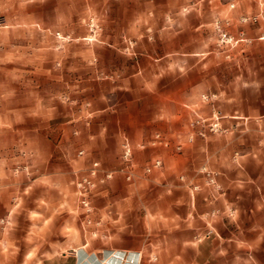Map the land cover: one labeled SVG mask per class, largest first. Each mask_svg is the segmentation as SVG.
Returning a JSON list of instances; mask_svg holds the SVG:
<instances>
[{
	"label": "rangeland",
	"instance_id": "obj_1",
	"mask_svg": "<svg viewBox=\"0 0 264 264\" xmlns=\"http://www.w3.org/2000/svg\"><path fill=\"white\" fill-rule=\"evenodd\" d=\"M237 2L204 0L184 18L185 0H0V57H25L0 64V161L7 172L22 171L27 153L43 160L18 183L0 181V220L17 187L53 185L24 197L9 234L15 264L35 246L33 227L43 243L30 264H139L130 250L151 264L170 239L192 256L208 242L216 257L236 238L249 255L247 215L233 221L225 202L264 209V20L257 0L220 15ZM61 201L71 212L46 223ZM105 248L129 253L100 258Z\"/></svg>",
	"mask_w": 264,
	"mask_h": 264
},
{
	"label": "clouds",
	"instance_id": "obj_2",
	"mask_svg": "<svg viewBox=\"0 0 264 264\" xmlns=\"http://www.w3.org/2000/svg\"><path fill=\"white\" fill-rule=\"evenodd\" d=\"M25 2L27 3H31L33 2V0H25ZM204 0H196L195 3L192 4H188L187 0H185V6L181 7L180 10L177 13L178 17H184L187 18V16L190 13H197L200 14L201 13V6L203 4ZM257 3L259 4V15L257 16V19L260 20H264V0H257ZM239 8H240V3L239 0L237 3L231 5L225 12L221 13L220 15L225 17V18H229L228 17V13L232 12L233 9H236V13L235 15H240L239 13ZM247 13H248V19H251V13H252V9L251 8H247L246 9ZM151 17V13L148 14L147 19L138 22L139 23H148V20H150ZM168 20V27H170L172 24L177 23V21H174L171 17V15L168 16L167 18ZM239 22V21H237ZM246 22V21H245ZM38 27V26H37ZM212 27H215V25H212ZM166 30V29H165ZM152 31L151 26H149L148 28V32L150 33ZM136 34H137V38H141L142 34H140L138 32V28L136 30ZM149 39H151V36L149 35ZM264 39V38H262ZM126 42L129 43V45H131V40L128 39L126 37ZM237 43H243V44H247L249 43V41L247 40H243V41H238ZM23 51L22 49H16L14 50L12 53L4 56V57H0V64L2 63H15L17 60H25V57L23 56ZM130 54V53H129ZM206 55V54H205ZM27 62H31L30 60ZM179 69L181 73L186 72V69L183 67V65H170L169 66V70H175V69ZM164 73L163 71H161L159 73V75H157L155 77V79H159L160 76H162ZM146 88L149 92H152L155 90V85L154 84H148L146 85ZM163 118V117H161ZM259 123V121H257ZM261 145L264 146V140H262ZM31 156L32 159L29 162L28 157ZM84 157V153H81V157L80 160H82ZM246 159V157H240L237 156L234 163H236L237 165H240V161ZM25 167L23 168V170L21 171L20 168H16L15 170H12L11 168L6 172L4 170V166L7 163L6 161H0V181H3L5 179H8L9 177L14 178L17 183L20 180V177L22 175H26V176H31L32 173V169H38V165L43 163V160H41L39 158V156H35L32 153H27L25 158ZM80 160L76 161V164L80 163ZM13 163H18V161H13ZM94 175V174H93ZM109 180L112 179V175L110 174L108 177ZM37 185H48L49 187H52L53 185H51L49 183V180L47 177H40L34 181H32L31 184L28 185L27 188L24 189L23 193H21L19 191V188L17 187L16 191L14 193H12L10 195V198L14 200V207H12L10 209V214L7 216L6 220H0V225H3V233H2V239H0V264H15V260L16 257L18 255V253L20 252V248L17 246V243L9 238V234L12 232V230L16 227V219L15 217L17 215H19L20 211L23 208V203H24V197H27L33 190V188ZM238 187H243V184L240 183L237 185ZM92 187L94 188L95 185L93 184ZM215 187L218 189L220 187V185H215ZM62 192L64 191L63 189L61 190ZM23 197V199L21 198ZM220 199H222L223 197H218ZM42 205H48V202L41 200L39 202ZM227 212L225 213L226 215H229L231 217V219L233 221H235L238 218V214L239 211H232V206L231 205H227ZM85 208L82 209V211H86V212H91V209L89 207H87V202L85 201ZM259 207H264V205H259ZM70 211L71 210L68 208L67 204L64 202H59L54 209L51 210V219L50 220H46V223L51 224L53 222V220L62 212V211ZM73 215H77L78 212H72ZM216 216H219V213H213ZM29 218L32 220H36L38 218L43 219L42 217H38V215L36 213H29ZM122 214H121V220H122ZM105 219H110V217H105ZM178 219V218H177ZM120 221H116V223H119ZM43 230V229H42ZM213 231H215V229H213ZM34 236H39V242H35L33 237ZM264 238V237H262ZM9 240H11L12 242L9 243ZM26 240L29 244H35L34 247H32L23 257V261L22 264H30V262L36 257V253L39 250L40 245L43 243V237L40 236L39 233L36 232L35 228L33 227L32 231L29 232V235L26 237ZM245 246L243 244H238V247H242ZM248 247H251V245H248ZM226 254L224 252V250H221V255ZM36 264H41V261L37 260Z\"/></svg>",
	"mask_w": 264,
	"mask_h": 264
},
{
	"label": "crops",
	"instance_id": "obj_3",
	"mask_svg": "<svg viewBox=\"0 0 264 264\" xmlns=\"http://www.w3.org/2000/svg\"><path fill=\"white\" fill-rule=\"evenodd\" d=\"M243 212L246 213L245 215H247L248 218V238L245 242L249 249V255L247 257L242 256L240 247H238L240 240H236V238H233L232 243H227L222 248L225 253L230 252V250L231 253L216 257L210 255L208 242L198 244L195 256H192L190 251L178 253V248H184L187 250V248H189L187 247V244L181 246L177 244L176 241L170 239L164 243V246H162L163 250L159 252L156 261L151 264H264V238H262L264 237V209H260L254 205V207L249 208L247 211L239 210V217L242 216ZM248 245H251V247H248ZM109 250L126 252L123 249L105 248L102 251L103 255L100 258H103L105 256V251ZM131 251L138 253L139 264H145V262L143 263L141 260L140 252L135 250H130L129 252Z\"/></svg>",
	"mask_w": 264,
	"mask_h": 264
}]
</instances>
